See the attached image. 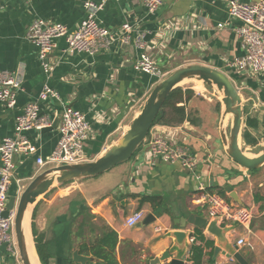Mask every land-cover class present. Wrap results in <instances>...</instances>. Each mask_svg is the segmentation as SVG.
<instances>
[{
	"label": "crops",
	"instance_id": "crops-1",
	"mask_svg": "<svg viewBox=\"0 0 264 264\" xmlns=\"http://www.w3.org/2000/svg\"><path fill=\"white\" fill-rule=\"evenodd\" d=\"M84 15L79 0H0V73H17L20 77L15 106L6 109L0 105V139L13 135L15 117L26 103L37 99L46 79L38 60L37 46L25 37L28 26L35 19H44L74 29ZM96 18L115 35L123 23H130L134 30L129 42H115L107 50L93 55H62L65 42L58 39L57 48L48 58L49 64L53 65L48 84L57 91L59 98L39 103L40 114L48 115L52 122L64 106L85 115L92 127V137L85 143L86 161L90 156L98 157L101 151L116 143L159 81L156 76L134 68L141 52L133 42L137 32L142 33L164 76L188 64L216 68L232 79L241 96L245 118L252 116L256 107L262 117L264 91L261 89H264V83L258 78L242 76L227 66V61L242 54L233 30L235 22L229 21L227 0H164L154 13L146 12L142 0H109ZM220 23L223 24L221 28L217 27ZM194 98L187 104H177L185 108L183 121L170 125L155 123L151 127L160 131L172 128L176 139L186 143L196 155L193 170H187L178 162H150L143 158L138 163L140 153L144 152V147H141L125 163L93 177L53 185L40 196L33 208L32 222L41 244L47 245L50 254L48 264H69L80 241L90 237L88 225L79 227L85 213L94 216L90 221L96 227L104 223L117 232L119 260V249L130 245L142 251L146 261L141 264H150L153 258L160 257L165 251L170 252V258L178 257L184 264H189L191 243L178 247L171 233L180 229L179 219L182 217L193 214L206 218L204 194L210 192L251 208L253 218L247 227L232 223L220 225L223 243L207 233L205 228H198L210 241L207 247L196 241L203 246L202 264H239L233 257L236 252L248 264H264V165L257 169H244L232 161L220 138L218 109L212 114L208 111V103L202 102L201 105ZM218 104L221 114L219 101ZM190 106H193L195 119L192 115L187 116L188 110L191 113ZM229 120L230 114H227L224 119L227 127ZM242 128H245V123ZM25 136L35 147V152L30 156H15L10 197L17 198L36 175L51 166L38 165L36 158L48 159L59 133L56 126L47 131L32 128L26 131ZM200 186L203 190L199 189ZM144 195L159 196L155 210L150 203L139 204ZM57 200L66 201V205L48 216L51 205ZM41 205L43 207L40 208ZM57 205L61 206L60 203ZM138 209H142L145 215L157 212L161 215L150 224L144 225L141 220L134 226H128L127 216ZM79 211L83 213L78 215ZM32 222L30 219V233ZM195 228L190 224L184 227L192 232L190 236H193ZM240 239L242 244H238ZM33 245L35 249L34 241ZM214 247H219L217 255H214ZM123 252L121 264L128 259L124 249ZM1 259L5 264H21L18 255L14 258L7 252H2Z\"/></svg>",
	"mask_w": 264,
	"mask_h": 264
},
{
	"label": "built area",
	"instance_id": "built-area-1",
	"mask_svg": "<svg viewBox=\"0 0 264 264\" xmlns=\"http://www.w3.org/2000/svg\"><path fill=\"white\" fill-rule=\"evenodd\" d=\"M82 3L85 15L74 29L58 22L44 19H35L28 26L25 37L37 46L38 60L45 73L46 79L42 84L35 101L24 105L22 112L14 119V132L10 137L0 139V247L6 244L5 252L13 254L14 242V217L15 208L8 210L4 216L6 204L9 200V189L14 178L16 155L30 156L35 152V147L26 138V131L42 129L52 124L48 115L40 114V104L50 100H57L59 95L49 86L48 79L53 69L48 58L57 48L56 41L63 39L65 47L62 55L72 53H85L93 55L101 50H107L113 43H128L133 26L123 23L118 34L112 29L101 25L96 15L109 0H79ZM117 1V0H115ZM147 13H154L164 3V0H142ZM229 21H234L233 30L237 36L242 54L227 61V66L245 77L258 78L264 83V0L244 2L240 0H227ZM222 23L217 27L221 28ZM134 45L141 52L134 63L138 71L154 75L159 80L164 73L158 67L150 48L145 44L142 33L134 36ZM20 89V77L17 73H0V105L12 109L16 104V92ZM57 131L59 138L48 159L36 158L40 166L74 164L87 160L85 143L92 137L91 123L85 115L72 107L64 106L57 115ZM153 126V125H152ZM151 126V127H152ZM167 131L149 129L141 147H144V158L148 161H161L165 163H180L187 170L196 167V155L190 147L176 139L172 128ZM50 166V167H51ZM203 190L202 186H200ZM205 215L208 220L217 219L222 225L232 223L244 227L249 226L253 218V211L249 207L228 201L221 195L210 192L204 194ZM145 216L142 209L133 211L126 218L128 226H134ZM193 236L189 242L192 243ZM243 240H238L242 244ZM13 245V246H12ZM0 264H5L1 259ZM14 255V254H13Z\"/></svg>",
	"mask_w": 264,
	"mask_h": 264
},
{
	"label": "water",
	"instance_id": "water-1",
	"mask_svg": "<svg viewBox=\"0 0 264 264\" xmlns=\"http://www.w3.org/2000/svg\"><path fill=\"white\" fill-rule=\"evenodd\" d=\"M193 79L201 80L207 90H215L222 96L219 134L222 143L226 147L228 157L244 169H257L264 165V144H257L247 149L240 145L241 128L245 119L242 99L232 79L224 72L207 65L188 64L179 67L153 86L140 111L129 123L127 130L116 143L112 144L100 156L79 163L48 167L36 175L17 198L9 196L3 214L6 216L8 210L15 208L14 234L22 264H31L22 231V221L26 210L31 206L32 211L40 196L49 191L53 185L93 177L131 159L142 145L168 95L181 83ZM227 114H231L230 128L224 125ZM57 119L56 116L52 124L42 128V130L53 129L56 126ZM143 158L144 153L142 152L137 162H142ZM160 215V212L156 214L147 213L142 219V223L144 225L150 224ZM179 220L180 229L171 233L175 245L178 247H184L190 243L189 238L192 232L184 229L186 224L193 225L196 228H205L206 232L215 236L220 243L224 242L223 229L219 227L221 224L217 219L208 220L190 214L188 217H182ZM5 246V243L1 245V252H5ZM218 252L219 247H214V255H217ZM233 257L239 264H248L238 252L234 253ZM90 259V256L79 254L78 251L72 253V261L75 263L86 264ZM160 261L167 262V264H184L183 260L178 257L170 258L169 251H165L160 257L153 258L150 264H157Z\"/></svg>",
	"mask_w": 264,
	"mask_h": 264
},
{
	"label": "trees",
	"instance_id": "trees-1",
	"mask_svg": "<svg viewBox=\"0 0 264 264\" xmlns=\"http://www.w3.org/2000/svg\"><path fill=\"white\" fill-rule=\"evenodd\" d=\"M176 94H182L181 89L179 87L175 88L167 97L165 100L161 110L159 111L155 121V123H164V124H172L171 122H166L163 119L164 116V107L168 104V101L173 98ZM181 102V101H180ZM178 103V102H176ZM176 103H174V112L178 115V119L176 123L178 124L181 121H183L184 117V108L182 106H176ZM245 128L242 132V140L247 146H254L258 144L259 138L264 142V131L261 133L259 137H255L251 135L249 129L258 130L260 127L264 130V113L262 117L259 119L258 117L254 116H246L245 120ZM136 153L133 154L135 156ZM70 182V181H69ZM150 203L153 210L156 209V205L159 203V196L158 195H144L140 198L139 204L142 205L143 203ZM83 211H79L77 214H82ZM85 219L83 218V222L79 224V227L88 225L89 227V233L90 237H84L80 243L77 245L79 254L90 256L91 259L86 262V264H121L122 259L124 257V252L122 248L119 249V254L121 260L117 257V248L120 244V241L118 239L117 232L114 231L109 226L105 225L104 223H100L98 227H96L94 224L90 226L87 224V221H90L91 218L94 216L85 213L84 215ZM95 226V227H94ZM31 233L33 236V241L35 244V249L38 254V259L41 264H48V259L50 257V254L47 251L46 244L42 245L40 242V239L37 236L36 229L34 227L33 222L31 223ZM80 236H83L82 233L79 234ZM193 236L195 238V242L190 244L189 247V257L188 261L189 264H202L203 259V246L207 247L210 245V241L205 239L202 231L198 228L194 229ZM199 240L203 244H196V241ZM69 264H79L72 261V259L69 261Z\"/></svg>",
	"mask_w": 264,
	"mask_h": 264
},
{
	"label": "rangeland",
	"instance_id": "rangeland-1",
	"mask_svg": "<svg viewBox=\"0 0 264 264\" xmlns=\"http://www.w3.org/2000/svg\"><path fill=\"white\" fill-rule=\"evenodd\" d=\"M179 89H181V93L182 94H176L173 98H171L168 101V104L163 108L164 109L163 110L164 111V116H163V119L162 120H164L166 122H171L172 124L173 123H176L177 122V119H178V115L174 112V103L181 101L182 103L186 102V104H187L189 102V100H192L193 101L195 99L194 97H196L197 101L200 102L201 105H202V102L208 103L210 105L209 108H208V111L211 112L212 114L216 113V111L218 109V115H219L218 116V120L220 119V111H219L220 108H219V104L217 106V103L219 101L220 107L222 109V102H221L222 96L219 93H217V91H215V90H207L203 85H202V87H200L196 83V79H193V80H190V81H186V82L181 83V85L179 86ZM261 90L264 91V89H261ZM177 104L178 103H176V106H178ZM190 104L192 105V102H190ZM182 107L184 108V106H182ZM262 107H264V103L262 104ZM189 109L191 110V113L188 110V114H187L188 117H190V115L193 116V113H194L193 112V106H190ZM251 115L252 116L261 117L260 109L258 107L254 108V110L252 111ZM184 117H186L185 108H184ZM193 117L195 119V116H193ZM244 119H245V116H244ZM228 125H229L228 128H230V125H231V114H230V120H229V124ZM242 129L243 130H241V131L243 132L244 131V128H242ZM263 131L264 130L262 128H259L258 130H253L252 129L251 132L253 134L251 132L250 133H251V135H253L255 137H259ZM241 137H242V135H241ZM259 142L260 143H258V145H263L264 144V143H262L261 138H259ZM240 145L243 148H250L251 147V146L248 147L247 145H245V143L243 142L242 138L240 140ZM140 149H141V146L138 148L137 152L140 151ZM101 152L103 153V151H101ZM96 156L97 155L90 156L89 157V160H93V159L97 158ZM48 166L49 165H47L45 167H48ZM75 181H78V180H72V181L67 182V183L70 184L71 182H75ZM57 185H59V184H56V186ZM57 201H58L57 203H60L61 206L58 207L57 203L52 204L51 207H50V210L48 212V216L50 214H52L53 212H56L58 210L63 209L64 206L66 205V201H64V200L63 201L57 200ZM41 207H43V206L41 205L40 208ZM61 207H63V208H61ZM32 212H33V210L30 213L29 226H30V219H31V222L33 220V218H32L33 217L32 216L33 213ZM37 214L38 213L35 211L34 215H35L36 218L38 216ZM96 223H98V222H96ZM89 225L92 226V223H90ZM123 249L128 254V259L125 260V264H141L143 261L144 262L146 261L145 258L143 259L142 251L139 250V249H137V247H133V246H130V245H126V246H122V250ZM14 250L15 249H13V251ZM13 254H12V256L14 258H15V256L18 255L16 253V251H14Z\"/></svg>",
	"mask_w": 264,
	"mask_h": 264
},
{
	"label": "bare ground",
	"instance_id": "bare-ground-1",
	"mask_svg": "<svg viewBox=\"0 0 264 264\" xmlns=\"http://www.w3.org/2000/svg\"><path fill=\"white\" fill-rule=\"evenodd\" d=\"M163 77H165V76H163ZM196 83L200 87H202V85H203L201 80H197L196 79ZM30 213H31V206L26 210V212L24 214V217H23V221H22L23 237H24L25 245H26V248H27V252H28L31 264H40V261H39V259L37 257V254H36V251L34 249L32 236L30 234V226H29ZM13 230H14V227H13ZM13 245H12L13 249H15L14 251H16V253L18 254V249H17V244H16V239L15 238H14ZM18 257H19V254H18ZM19 260H20V258H19ZM21 264H22V262H21Z\"/></svg>",
	"mask_w": 264,
	"mask_h": 264
}]
</instances>
